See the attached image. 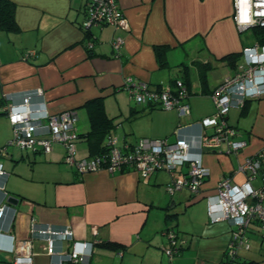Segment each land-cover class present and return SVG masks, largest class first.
<instances>
[{
  "label": "crops",
  "instance_id": "obj_1",
  "mask_svg": "<svg viewBox=\"0 0 264 264\" xmlns=\"http://www.w3.org/2000/svg\"><path fill=\"white\" fill-rule=\"evenodd\" d=\"M11 1L16 27L0 28V106L5 94L19 98L39 87L42 94L32 100L45 103L49 112L74 109L76 145L86 150L76 151L78 158L87 157L85 105L92 99H101L113 124L104 142L108 133L129 143L139 137L173 141L177 135L196 151L197 134L212 130L198 124L215 110L210 91L233 73L242 59V47L253 41L252 36L250 41L242 37L232 19L233 0H117L126 27L101 24L86 31L79 25L84 15L81 0ZM117 34L124 41L115 57L110 40ZM88 35L94 38L91 48L85 45ZM157 46L166 47L167 66L159 65ZM28 50L34 52L26 57ZM233 54L235 58L226 57ZM126 77L152 88L181 79L188 90L184 102L189 114L136 103L124 87ZM242 104L231 107L225 116L246 145L234 152L225 146L203 149L201 160L209 173L196 193L182 188L169 194L166 184L171 176L165 170H156L147 179L133 169L110 173L101 168L78 174L73 166L63 164L64 150L58 143L42 159L32 160L42 163L37 172L6 170L1 162L6 174L0 175V204L7 205L0 218V260L11 264V235L28 237V221L33 217L41 224L70 226L79 241L98 240L89 264H222L233 227L226 220L210 222L205 198L215 194L223 177L243 182L245 172L239 164L258 153L261 166L251 183L264 185V96ZM8 157L14 158L11 153ZM185 170V164L177 166L174 176ZM10 195L16 203L8 201ZM258 224L256 220L248 224V247L235 249L234 264H264V230ZM92 225L97 227L95 236ZM169 229L180 242L171 257L166 253L171 246ZM99 241H109L113 248ZM31 243L33 264L57 259L58 255L46 254L43 239ZM57 245L67 248L65 243Z\"/></svg>",
  "mask_w": 264,
  "mask_h": 264
},
{
  "label": "built area",
  "instance_id": "obj_2",
  "mask_svg": "<svg viewBox=\"0 0 264 264\" xmlns=\"http://www.w3.org/2000/svg\"><path fill=\"white\" fill-rule=\"evenodd\" d=\"M83 20L79 25L86 31L93 25L107 24L115 28H125L127 25L117 0H81ZM233 17L236 27L242 31L256 26H264V0H233ZM123 37L114 35L110 40L113 55L118 57ZM94 38L87 36L85 45L91 48ZM28 50L26 57L33 54ZM242 59L230 75L224 77L216 85L210 96L215 110L212 114L202 116L198 124L202 128H211V132L202 130L197 134V150L191 149L190 143L184 137L150 139L139 137L133 143L120 142L113 133H108L105 146L107 155L77 157L76 142L78 131L75 121L77 114L74 109L60 112H49L46 104L32 100L35 95L42 94L37 87L32 91L24 92L19 98L5 94L4 103L0 111L8 119L12 130V137L8 143L20 148H30L33 152H49L53 144L58 143L64 150L63 161L75 169L78 174L101 169L107 172L133 169L141 178L147 179L156 170H165L171 176L166 184L169 194L182 188L196 193L201 188L204 177L209 173L208 167L201 160L203 149L213 150L226 147L227 151H238L246 145L240 138L238 129L226 122L228 110L231 107H240L248 98L264 96V43L257 40L242 47ZM25 57V58H26ZM171 85L164 84L152 88L144 81L132 80L126 77L124 87L138 104L157 106L162 109H175L178 115L189 114V106L184 99L187 97V87L181 79H175ZM5 148V147H3ZM0 147V154L3 151ZM261 154L246 157L240 163V170L245 172V179L235 183L229 177H223L217 182L215 194L205 198L206 215L210 222L226 220L233 227L230 240L226 246L222 264H234L235 253L238 247H248L246 230L253 220H256L264 230V185L255 187L251 181L259 172ZM185 172L174 176L177 166L184 165ZM0 162V175H5ZM7 203L0 204V218L4 215ZM29 236L17 238L11 235V264H33L31 240L34 238L45 241L46 254L51 257L50 264H89L93 254L96 239L78 240L70 226L55 227L50 224H41L33 217L28 221ZM95 225L91 226L92 235L98 231ZM170 248L166 253L171 257L172 251L180 243L173 230H167ZM100 242V241H99ZM59 243H65L67 248L59 249ZM120 256V254H117Z\"/></svg>",
  "mask_w": 264,
  "mask_h": 264
},
{
  "label": "trees",
  "instance_id": "obj_3",
  "mask_svg": "<svg viewBox=\"0 0 264 264\" xmlns=\"http://www.w3.org/2000/svg\"><path fill=\"white\" fill-rule=\"evenodd\" d=\"M13 10L14 4H12L11 0H0V28L10 29L16 27L14 16L12 15ZM250 30L253 41L257 40L258 42L264 43V26L252 27ZM165 50L166 47L164 46L155 47L156 59H158V63L162 67L167 66L166 58H164ZM235 56V54L226 55L227 58H235ZM85 106L89 118V129L85 134H83L86 142L85 147L87 149V156L102 154L107 155V147L105 146L106 144L103 139L105 137V133L112 129V121L106 116L104 109H102L103 105L101 99L89 100L86 102ZM100 245L113 248L112 243H109V241L100 242Z\"/></svg>",
  "mask_w": 264,
  "mask_h": 264
},
{
  "label": "rangeland",
  "instance_id": "obj_4",
  "mask_svg": "<svg viewBox=\"0 0 264 264\" xmlns=\"http://www.w3.org/2000/svg\"><path fill=\"white\" fill-rule=\"evenodd\" d=\"M241 35L242 37L244 36L245 39L247 41L251 40V30L250 29H245L241 31ZM134 101H132L133 103ZM124 124H129L130 122L123 120ZM145 123H141L139 124V126H143ZM10 137H12V130H11V126L8 123L7 117H5L4 114H0V147L3 145H5L6 149L5 152H3L4 154L0 156V162H3V167L6 170H10V168L15 169L16 171H19L23 174H30V173H34L37 172L38 168L41 166V162L40 161H35V160H40L42 159L44 156H46V153L43 152H36L33 153V150L30 148L24 147V148H20L16 145H14L13 143H8V141L11 139ZM78 144V143H77ZM79 145V144H78ZM76 145V147L78 146ZM82 147V146H81ZM77 147V152L80 154H84V152L86 151L83 147ZM9 153H11L13 155V159H10ZM21 157H24V159H22ZM21 158V159H19ZM35 158V162L33 163V159ZM19 159V160H17ZM16 160V161H15ZM63 164L68 165L67 163H65L63 161ZM99 252L102 253V251H105L106 254H108V252L105 249H102L101 247L97 248ZM94 261V260H93ZM0 264H9L8 261H4V260H0ZM94 264V262H93Z\"/></svg>",
  "mask_w": 264,
  "mask_h": 264
},
{
  "label": "water",
  "instance_id": "obj_5",
  "mask_svg": "<svg viewBox=\"0 0 264 264\" xmlns=\"http://www.w3.org/2000/svg\"><path fill=\"white\" fill-rule=\"evenodd\" d=\"M7 199H8V201L11 202V203H16V201H17V198H15L14 196H11V195L8 196Z\"/></svg>",
  "mask_w": 264,
  "mask_h": 264
}]
</instances>
